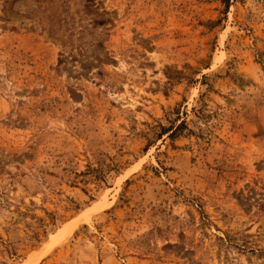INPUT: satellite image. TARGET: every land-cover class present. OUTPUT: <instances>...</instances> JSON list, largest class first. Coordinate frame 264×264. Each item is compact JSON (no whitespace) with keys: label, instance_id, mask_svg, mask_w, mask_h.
Instances as JSON below:
<instances>
[{"label":"rangeland","instance_id":"1","mask_svg":"<svg viewBox=\"0 0 264 264\" xmlns=\"http://www.w3.org/2000/svg\"><path fill=\"white\" fill-rule=\"evenodd\" d=\"M0 264H264V0H0Z\"/></svg>","mask_w":264,"mask_h":264}]
</instances>
